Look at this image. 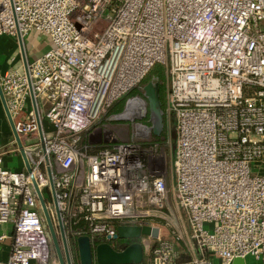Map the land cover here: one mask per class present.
Listing matches in <instances>:
<instances>
[{"label": "built area", "instance_id": "built-area-1", "mask_svg": "<svg viewBox=\"0 0 264 264\" xmlns=\"http://www.w3.org/2000/svg\"><path fill=\"white\" fill-rule=\"evenodd\" d=\"M32 31L47 37L34 50ZM17 33L28 77L12 60L0 88L30 171L4 163L20 153L14 137L0 146V223L11 226L0 264H59L33 185L56 222L48 172L64 226L83 220L69 241L87 234L120 250L118 225H148L150 264L183 252L193 264L264 262V0H0V35ZM156 64L165 142L175 132L167 163L102 124L146 115L143 90L110 109Z\"/></svg>", "mask_w": 264, "mask_h": 264}, {"label": "water", "instance_id": "water-1", "mask_svg": "<svg viewBox=\"0 0 264 264\" xmlns=\"http://www.w3.org/2000/svg\"><path fill=\"white\" fill-rule=\"evenodd\" d=\"M17 41L19 45L20 50V56L22 63L25 68L26 76L28 77V71H27V54L24 47L23 39L19 33H17ZM28 85L30 89V95L32 99V103L35 109V99L32 92V87L30 80L28 78ZM142 89L145 95V98L148 102V112L150 116L151 121V130L154 135H159L163 129V110L161 106V101L159 98V87L158 82L155 80H147L143 83ZM0 100L2 103V107L4 109L5 115L9 121L14 140L17 144V147L19 149V152L22 156L25 169L26 171H30V166L27 161L26 155L24 153V149L22 147L21 140L16 133L4 96L2 94L1 88H0ZM136 102H142V98L140 96L133 95L130 98L126 99V105H130ZM36 118L39 125V137L40 141L42 143V131H41V125L39 122L38 115L36 113ZM111 119L115 120H121V119H130L129 116L126 114H116ZM172 121H174L172 119ZM170 135L172 139L175 137L174 129L172 128L170 131ZM48 180L49 185L51 188V196L54 206V212L56 217V224L59 231V236L61 240V248L60 244L58 242V238L56 236L55 227L52 221V218L50 216L49 211L47 210L44 197L40 190L37 188L35 182H33L37 198L39 200L43 216L48 228L49 237L52 241V244L54 246L57 260L59 264H135L140 263L144 259V252L142 244L140 243V236L142 234L146 235L149 234L151 237L155 238L158 234V228L156 226H148V225H118L117 226V232L116 237L118 239H122L126 241V245L118 250L115 249L113 246H111L106 241H101L98 243H93L90 241V238L87 234H81L75 237L71 242L75 245L76 253H77V261L74 259V254L70 248V243L68 240V236L64 229V224L62 222L61 213L57 204V200L55 198V193L53 189L52 179L50 172H48Z\"/></svg>", "mask_w": 264, "mask_h": 264}, {"label": "rangeland", "instance_id": "rangeland-1", "mask_svg": "<svg viewBox=\"0 0 264 264\" xmlns=\"http://www.w3.org/2000/svg\"><path fill=\"white\" fill-rule=\"evenodd\" d=\"M46 38H47L46 36L38 35L34 31H32L30 40L29 41L27 40L25 45L27 48H29L31 46H35V47L37 46L39 48L40 46H38V45H40L42 42H44ZM34 49L35 48L31 47V50H34ZM155 78L160 79L162 81V83L164 84V79H165L164 71H163V68L159 64H156L153 66V68L147 74L145 81H147V80H155L156 81ZM142 85H143V83L138 86L140 88L139 89L140 91L143 90ZM139 93L140 92H137L135 90L134 91L131 90L130 93L127 94V96L130 97L132 95H136ZM127 96L120 98L124 101V105L126 103V99L128 98ZM145 102H146L147 109H148V102H147L146 98H145ZM145 116L146 115H144L142 117H137V115H132V117H130V119L115 120V119L109 118L110 116L108 115L105 118V120H103L102 124H105L107 126V128H109L112 132H114L120 141L135 142V143L139 144L143 149H148L149 151H147L146 153H148V154L152 153L151 157H155V155L159 154L161 157L166 159V163H167V162H169L170 151L173 148V140L171 139L172 142L170 144H169V142H165V141L164 142L160 141V143H159V141L157 142L154 139V137L151 135L152 130H151L150 116H149V118H147V120H143V117H145ZM156 143H159V144H156ZM14 158H15L14 161L12 163H10V167L11 168H20L23 164L22 157L21 156L19 157V155H15ZM54 223L56 224V222H54ZM205 227H207V225H205ZM55 231H56V236L58 238V242H59L60 248H61V240H60L58 228H56ZM120 241H121V243H123L122 239H120ZM52 247H53V251L56 255L53 244H52ZM56 259H57V256H56Z\"/></svg>", "mask_w": 264, "mask_h": 264}, {"label": "crops", "instance_id": "crops-1", "mask_svg": "<svg viewBox=\"0 0 264 264\" xmlns=\"http://www.w3.org/2000/svg\"><path fill=\"white\" fill-rule=\"evenodd\" d=\"M21 58L19 45L16 39L7 35H0V73L7 70L12 63V60ZM13 139V133L9 124V121L5 115L2 103L0 100V146H9L8 144ZM15 155L21 156L20 153H8L4 157V163L6 166H10V163L14 161ZM22 157V156H21ZM11 233V226L9 223H0V234ZM10 253V238H4L0 240V260L6 259ZM74 259L77 261L76 249L73 250ZM190 256L183 252L179 257V264H193L189 262ZM144 264L150 263L147 257L144 256ZM30 264H36L31 262ZM77 264V263H76ZM95 264V263H93ZM202 264H224L221 259L215 255H207V262ZM230 264H264L261 260H257L253 257L247 256L245 258H235Z\"/></svg>", "mask_w": 264, "mask_h": 264}, {"label": "trees", "instance_id": "trees-1", "mask_svg": "<svg viewBox=\"0 0 264 264\" xmlns=\"http://www.w3.org/2000/svg\"><path fill=\"white\" fill-rule=\"evenodd\" d=\"M155 79H156V78H155ZM144 81H145V80H144ZM156 81L158 82V87H159V98H160L161 106H162V110H163L164 84H163L162 81H161L160 79H158V78L156 79ZM139 89H140L139 87H135V88L133 89V91L135 90V91H137V92H141ZM138 90H139V91H138ZM123 105H124V101H123L122 99H119L118 101H116V102L112 105L110 111H111V112H118V111H120V110L122 109ZM147 118H149V112H148V110H147L146 116L143 117V120H147ZM149 133H150V132H149ZM149 133H148V134H149ZM151 135L154 137V139H155L157 142L159 141V143H160V141H161V142L166 141L167 138L169 137L168 130L166 129V119H165L164 113H163V129H162L161 133H160L159 135H154L153 133H151ZM159 143H156V144H159ZM82 222H83V220H82L81 218H80V219H73V220H71V221L68 223V225H66V228H67V229H75V228L81 226ZM69 243H70V248H71V250L73 251L74 248H75V245H74L71 241H69ZM135 264H144V262L142 261V262H140V263H135ZM148 264H150V263H148Z\"/></svg>", "mask_w": 264, "mask_h": 264}, {"label": "flooded vegetation", "instance_id": "flooded-vegetation-1", "mask_svg": "<svg viewBox=\"0 0 264 264\" xmlns=\"http://www.w3.org/2000/svg\"><path fill=\"white\" fill-rule=\"evenodd\" d=\"M54 224V227H55V229L57 228V224H55V223H53ZM64 229H65V232H66V230H67V228L66 227H64ZM67 234V233H66ZM69 240V239H68ZM123 243H126V241L125 240H123Z\"/></svg>", "mask_w": 264, "mask_h": 264}]
</instances>
